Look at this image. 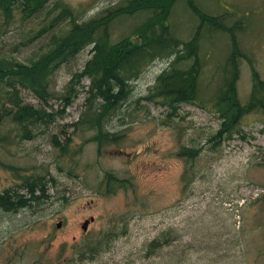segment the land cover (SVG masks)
Wrapping results in <instances>:
<instances>
[{
	"label": "rangeland",
	"instance_id": "374dc122",
	"mask_svg": "<svg viewBox=\"0 0 264 264\" xmlns=\"http://www.w3.org/2000/svg\"><path fill=\"white\" fill-rule=\"evenodd\" d=\"M55 1L26 20H19L18 10L11 21L0 20L4 47L23 58L43 46L46 37L24 45L19 36L49 20ZM61 1L87 19L118 0ZM188 1L173 4L172 29L181 39L188 38L198 12L225 16L216 17L214 27L203 23L201 78L208 85L197 103L182 102L172 111L147 98L171 56L156 58L132 81V92L116 114L101 121L98 140L89 121L98 108V101L88 99L89 80L81 78L68 90L91 45L56 70L46 103L19 89L23 103L53 119L28 139L5 124L0 192L20 189L21 177L31 173L42 176L48 190L28 207L0 208V264H264V112L243 115L240 131L216 142L221 122L216 107L200 105L229 70L234 42L242 52L239 102L249 98L253 70L264 80V0ZM140 16H119L110 25L113 40L136 27ZM138 34L133 43L141 40ZM183 148L196 153L190 157ZM107 175L125 180L124 187L108 193ZM156 238L165 242L148 250Z\"/></svg>",
	"mask_w": 264,
	"mask_h": 264
},
{
	"label": "trees",
	"instance_id": "16d2710c",
	"mask_svg": "<svg viewBox=\"0 0 264 264\" xmlns=\"http://www.w3.org/2000/svg\"><path fill=\"white\" fill-rule=\"evenodd\" d=\"M50 1L0 0V20L5 23L11 21L16 10L19 11V20H26L35 16ZM175 1L169 5L171 0L169 3L168 0H118L100 9L97 14L81 19L65 2L56 0L48 10L52 12L49 20L19 36V42L24 45L33 39L46 37V40L43 39L44 45L37 51L19 58L13 47L5 48L4 41L0 40V145L7 143V135L1 134L6 123L13 124L21 139H28L41 123L51 122L53 116L50 112L21 101L19 89L32 91L40 101L46 103L51 95L50 83L56 70L87 45H91V55L79 72L72 75L68 90H74L81 78L89 80L86 90L88 99L98 101V108L89 121L97 128L98 137L96 135L95 138L98 140L99 131H102L101 121L116 114L132 92V81L156 58L171 56L169 65L156 77L147 98L161 100L172 111L182 102L197 103L198 97H201L199 93L208 85L203 84L201 78L203 23L214 27L216 17L225 16L198 12L199 18L191 20L188 26V38L181 39L178 29L174 32L171 24ZM133 15H141V22L136 27H129L126 35L113 40L110 25L118 21L119 16ZM135 33H139L141 40L133 43L131 38ZM232 39L235 40L233 35ZM241 54L234 42L227 62L229 70H225L216 83V93H209L208 97H204L205 101L200 102V105L211 103L216 107V114L221 120L214 136L216 142L239 132L243 115L256 109L264 112V80L256 70H253L247 102L241 104L236 96L238 55ZM69 102L65 98V103ZM183 151L190 157L196 153L186 148ZM125 182L107 175L105 187L108 193H114L119 187H124ZM47 190L43 177L31 173L21 177L20 189L6 188L0 192V208L14 211L28 207L43 198ZM164 242L156 238L150 241L148 250L156 249Z\"/></svg>",
	"mask_w": 264,
	"mask_h": 264
},
{
	"label": "water",
	"instance_id": "95a60500",
	"mask_svg": "<svg viewBox=\"0 0 264 264\" xmlns=\"http://www.w3.org/2000/svg\"><path fill=\"white\" fill-rule=\"evenodd\" d=\"M90 220H92V218H91ZM88 222H89L88 220H87V221H85V223H84V224H83V226H82V227H83V229H85V228H86V225L88 224Z\"/></svg>",
	"mask_w": 264,
	"mask_h": 264
}]
</instances>
